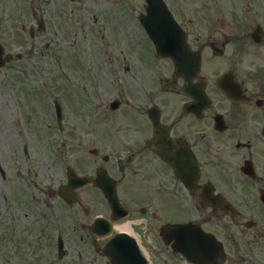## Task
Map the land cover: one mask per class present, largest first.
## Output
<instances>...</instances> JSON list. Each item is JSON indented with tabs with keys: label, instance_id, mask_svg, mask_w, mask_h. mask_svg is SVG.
<instances>
[{
	"label": "flooded vegetation",
	"instance_id": "1",
	"mask_svg": "<svg viewBox=\"0 0 264 264\" xmlns=\"http://www.w3.org/2000/svg\"><path fill=\"white\" fill-rule=\"evenodd\" d=\"M166 2L183 24L191 47L201 56L194 76L179 75L171 59L158 58L139 25L146 35L143 41L149 54H139L141 61L134 64L127 61L125 75L119 67L110 71V77L87 70L68 75L54 72L53 85L43 87L53 103L45 108L53 120L49 125L58 135L78 142L68 144V153L51 149L49 143H42V150L28 144L14 152V139L6 142L4 154L10 158L5 162L7 169L14 170L29 187L32 183L43 197L41 201L40 196L33 195L40 212L32 213L31 218L25 212L32 220L27 223L36 229L31 232L83 240L84 250L79 251L78 258L86 264H117L102 252L116 233L134 238L149 264H192L185 255L189 242L176 247L178 232L173 230L176 224L188 223L196 228L192 232L200 228L222 241L227 253L225 264H238L234 255L241 248L236 238L237 221L246 212H253L244 205L254 200L264 212V19L247 28L231 25L224 16L228 12L226 0H197L208 10L215 4L221 18L216 25H205L204 32L195 37L186 19L181 18L188 0ZM188 21L192 19L188 17ZM258 27L260 41L256 43L253 35ZM255 46L260 47L263 60L253 69L250 50ZM222 77L230 83L233 95L220 87ZM188 86L192 94L185 90ZM56 103L60 104L59 111ZM20 107L8 106L4 113L22 124L27 113ZM31 116L27 119L30 124ZM79 128L84 133L78 134ZM158 131L163 133L160 137ZM63 142L67 145L68 141ZM157 149L164 151L165 158ZM68 170L74 178L71 192L78 197L72 205L58 193L68 183ZM80 177L90 182L84 185ZM113 188L117 202L128 213L118 214L119 226L112 232L100 225L93 230L97 219L108 221L113 212L104 194L105 189ZM217 196L244 207L245 213H235L227 208L228 203L221 205ZM58 201L68 214L55 212L48 221L44 209H55ZM16 219L11 216L14 226ZM42 220L55 229L45 225L41 229ZM188 228L180 231L187 232ZM241 230L248 232L243 227ZM126 239L122 238L126 243L120 249L124 258H131L136 245ZM248 257L245 254L243 260Z\"/></svg>",
	"mask_w": 264,
	"mask_h": 264
},
{
	"label": "rangeland",
	"instance_id": "2",
	"mask_svg": "<svg viewBox=\"0 0 264 264\" xmlns=\"http://www.w3.org/2000/svg\"><path fill=\"white\" fill-rule=\"evenodd\" d=\"M188 2L189 6L183 8L181 18L186 19V25H189L195 37L204 32L205 25H216L217 19L221 18L220 10L217 11L215 4L212 10H208L200 7L197 0ZM226 2L225 8L228 12L224 16L231 25L247 28V25H256V22L264 19V0ZM144 6V0H0V41L7 52L24 53L23 59L15 58L0 71V158L8 178L6 182L0 174V264H71L72 257L77 258L79 251L84 250L83 240L66 239L68 254L61 259L57 255V248L53 246L57 238L50 234L39 236L30 232L31 229H36L27 223L32 220L26 218L24 212L31 213V218L34 216L32 213L41 211L38 200L33 196L40 194L32 183L29 187L26 181L16 177L14 170L7 169L5 162H9L10 158L5 156L4 150L8 138L14 139L11 144L14 152H20L27 143L35 150H42V143H49L51 149L65 150L68 153L71 149L68 144H78L71 142L65 134L58 135L55 127L49 125L53 120L49 118L45 108L47 103L51 106L53 103L51 94L43 87L53 85L54 72L58 75L66 72L68 75L69 72L87 70L110 77L111 70L119 67L125 75L127 71L124 66L127 61L134 64L141 61L139 54H149V48L145 45L147 43L143 41L146 35L136 16L138 10H144ZM41 14L45 16L47 31L38 32L32 38L29 28L37 27V19ZM188 17L193 20L189 22ZM227 21L226 25H229ZM69 29L72 30V37ZM250 53L253 54L254 69L263 60L261 49L255 46ZM8 106H21V110L27 113L22 124L11 120L4 113V108ZM29 116L33 118L31 124L27 120ZM82 133L83 129L81 131L79 128L78 134ZM65 140L68 141L67 145H64ZM34 165L38 164L34 162ZM9 167L12 165L9 164ZM35 179L38 180L36 177ZM38 198L43 200L42 196ZM244 206L247 211L253 210V215L247 214V219L252 217L257 224L248 229L249 233H243L241 221L244 219L238 218L240 221H237L236 232L241 248L234 253L236 262L264 264L262 206L254 200ZM45 209L48 214L49 209ZM51 211L53 214H68L59 201ZM11 214L17 217V231H14L17 227L12 224ZM245 254H249L247 261L243 260Z\"/></svg>",
	"mask_w": 264,
	"mask_h": 264
},
{
	"label": "water",
	"instance_id": "3",
	"mask_svg": "<svg viewBox=\"0 0 264 264\" xmlns=\"http://www.w3.org/2000/svg\"><path fill=\"white\" fill-rule=\"evenodd\" d=\"M147 12L148 14L145 16H141V20L145 25L146 29L148 30L150 36L153 38L157 53L160 56H171L176 65L177 70L184 71L189 68H195L196 63L199 62V58L190 51L186 42L177 43L176 39V30L173 25H178L174 20V17L170 13L169 10L164 6L162 0H147ZM190 52L193 54L192 59L194 63L189 62L191 59L188 54ZM4 49L3 46L0 44V67L5 64L7 60L11 58V56L3 57ZM62 195L69 200V195L67 191H61ZM108 196L113 203V196L108 193ZM180 232V231H179ZM207 241V238H205ZM62 245V243H61ZM207 247V242H206ZM216 250L213 252L204 251L201 253L202 260H198L200 264H221L224 260V255L222 253V249L217 244L215 246ZM108 254H112L109 252ZM141 264V263H139Z\"/></svg>",
	"mask_w": 264,
	"mask_h": 264
}]
</instances>
